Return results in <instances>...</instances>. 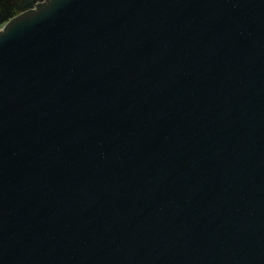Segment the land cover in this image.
<instances>
[{"label": "water", "instance_id": "water-1", "mask_svg": "<svg viewBox=\"0 0 264 264\" xmlns=\"http://www.w3.org/2000/svg\"><path fill=\"white\" fill-rule=\"evenodd\" d=\"M0 27V264H264V0H45Z\"/></svg>", "mask_w": 264, "mask_h": 264}, {"label": "flooded vegetation", "instance_id": "flooded-vegetation-1", "mask_svg": "<svg viewBox=\"0 0 264 264\" xmlns=\"http://www.w3.org/2000/svg\"><path fill=\"white\" fill-rule=\"evenodd\" d=\"M45 0H0V27L13 17L19 15L30 4H42Z\"/></svg>", "mask_w": 264, "mask_h": 264}]
</instances>
